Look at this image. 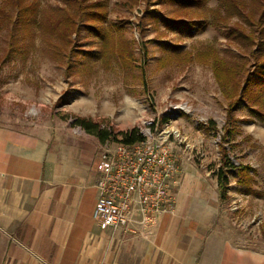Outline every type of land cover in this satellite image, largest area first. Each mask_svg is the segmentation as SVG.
Here are the masks:
<instances>
[{
	"label": "rangeland",
	"instance_id": "rangeland-1",
	"mask_svg": "<svg viewBox=\"0 0 264 264\" xmlns=\"http://www.w3.org/2000/svg\"><path fill=\"white\" fill-rule=\"evenodd\" d=\"M223 1L84 0L87 8L99 3L104 18L85 20L57 48L43 42L39 16L28 31L0 25V124L74 127L85 118L115 134L137 127L164 139L180 180L199 173L213 185L222 168L228 172L224 213L249 246L264 247V100L230 111L233 99L215 71L218 65L227 75L228 68L242 85L264 60V31ZM62 6L39 0L38 15ZM228 159L237 169L226 168Z\"/></svg>",
	"mask_w": 264,
	"mask_h": 264
},
{
	"label": "crops",
	"instance_id": "crops-1",
	"mask_svg": "<svg viewBox=\"0 0 264 264\" xmlns=\"http://www.w3.org/2000/svg\"><path fill=\"white\" fill-rule=\"evenodd\" d=\"M0 124V264H264L224 213L218 182L184 175L153 223L93 219L98 138L62 121Z\"/></svg>",
	"mask_w": 264,
	"mask_h": 264
},
{
	"label": "built area",
	"instance_id": "built-area-1",
	"mask_svg": "<svg viewBox=\"0 0 264 264\" xmlns=\"http://www.w3.org/2000/svg\"><path fill=\"white\" fill-rule=\"evenodd\" d=\"M101 158L104 166L93 219L102 230L132 229L137 216L141 225L151 224L172 207L181 170L174 147L166 140L105 145Z\"/></svg>",
	"mask_w": 264,
	"mask_h": 264
},
{
	"label": "trees",
	"instance_id": "trees-1",
	"mask_svg": "<svg viewBox=\"0 0 264 264\" xmlns=\"http://www.w3.org/2000/svg\"><path fill=\"white\" fill-rule=\"evenodd\" d=\"M83 1L64 0L65 7H58L55 12H50L47 16L45 11L41 15H38L39 0H2L0 5V25H12L15 27L16 24H19L21 31H28L39 16V22L38 20L37 22L43 42L52 48L68 46L72 42L71 36L79 32L81 24L85 20L102 21L105 16V14L102 15L99 12L101 9L99 3H95L93 7L90 6L87 8L83 4ZM254 1L256 4L254 7L246 6L245 0H224L223 2L228 12L229 10L235 11L237 16L242 19V22L250 27H263L264 31V0ZM15 13L17 14L18 20H14ZM238 27L243 35L248 36L243 31L245 28L242 26ZM235 32L238 33V31ZM215 71L225 92L233 99L230 104V111L235 110L245 101L251 102L255 98L264 100V75L259 76L260 73L264 72V60L256 65L255 71L246 76L242 85L241 82L238 83V80H230L231 71H228V68L226 70L227 75L223 74L222 68L218 65L215 66ZM256 75L259 77L255 80L254 76ZM75 125L80 126L85 132L96 136L101 143L113 141L131 145L146 139L137 127L115 134L111 129L103 127L100 123L90 119L78 118L75 121ZM225 165L226 168L237 169L229 159L225 162ZM227 173L222 168L218 174V187L222 199L227 196V186L229 184Z\"/></svg>",
	"mask_w": 264,
	"mask_h": 264
}]
</instances>
